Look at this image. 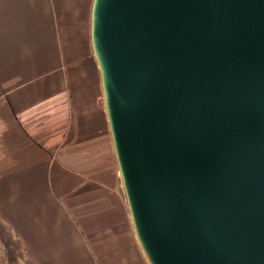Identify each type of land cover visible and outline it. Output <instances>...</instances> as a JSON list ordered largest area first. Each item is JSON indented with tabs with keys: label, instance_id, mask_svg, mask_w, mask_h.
I'll use <instances>...</instances> for the list:
<instances>
[{
	"label": "water",
	"instance_id": "1",
	"mask_svg": "<svg viewBox=\"0 0 264 264\" xmlns=\"http://www.w3.org/2000/svg\"><path fill=\"white\" fill-rule=\"evenodd\" d=\"M113 156L149 264H264V0H93Z\"/></svg>",
	"mask_w": 264,
	"mask_h": 264
},
{
	"label": "crops",
	"instance_id": "2",
	"mask_svg": "<svg viewBox=\"0 0 264 264\" xmlns=\"http://www.w3.org/2000/svg\"><path fill=\"white\" fill-rule=\"evenodd\" d=\"M93 0H0V264H149L90 37Z\"/></svg>",
	"mask_w": 264,
	"mask_h": 264
}]
</instances>
